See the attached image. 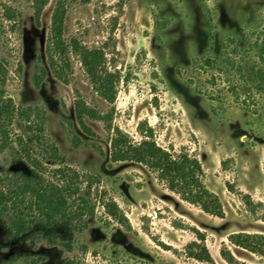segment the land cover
<instances>
[{
    "label": "rangeland",
    "instance_id": "1",
    "mask_svg": "<svg viewBox=\"0 0 264 264\" xmlns=\"http://www.w3.org/2000/svg\"><path fill=\"white\" fill-rule=\"evenodd\" d=\"M58 1L38 19L34 0H0V94L14 106L2 121L0 177L36 159L39 178L78 188L72 202L84 198L94 215L19 237L0 216V264H264L230 240L264 235V90L253 74L264 69V0H68L66 55L52 44ZM74 42L104 52L120 76L114 102L95 90ZM80 101L100 117L82 122ZM117 129L199 159L224 217L182 199L146 165L113 161ZM194 242L213 263L190 256Z\"/></svg>",
    "mask_w": 264,
    "mask_h": 264
},
{
    "label": "trees",
    "instance_id": "2",
    "mask_svg": "<svg viewBox=\"0 0 264 264\" xmlns=\"http://www.w3.org/2000/svg\"><path fill=\"white\" fill-rule=\"evenodd\" d=\"M67 1H58L52 16L51 28L52 44L64 55L68 50V44L63 38ZM48 2L49 0H34L38 19ZM73 45L95 90L106 101L114 102L120 76L105 68L104 52L97 48L80 46L77 42ZM206 63L210 65L211 61L207 60ZM253 74L258 87L264 90V69L261 67L253 69ZM13 113L14 106L4 101L0 94V138L3 145L7 142V130L2 121ZM77 114L82 122L85 115L100 117L97 111L88 107L83 101L77 104ZM36 138L40 140L39 136ZM111 148L113 161H135L146 165L182 199L199 206L208 214L224 217L219 196L204 183L203 168L199 159L185 153L175 156L152 140L151 135H146L142 141L135 144L119 129L111 138ZM31 164L28 171L21 168L9 178L0 177V216L5 221L10 237H19L31 231L33 235L44 236L45 231L52 228L56 221H62L65 225L76 228L84 221L85 215H94V207L84 198H81L78 204L72 202V197L79 191L78 188L74 189L67 182L59 187L49 180L39 178L40 165L36 159H33ZM64 174L65 171L62 169V176ZM106 208L113 217L121 218L120 209L115 202L107 203ZM262 219L264 221V213ZM200 239L203 240L204 236L202 235ZM50 240L53 241L51 238ZM230 240L237 246L264 256L263 234L238 233L230 236ZM195 246L200 247L199 252L192 251ZM222 253L230 262L234 261L230 254ZM189 254L201 262L213 263L208 249L197 242L190 244ZM66 264L72 263L68 261Z\"/></svg>",
    "mask_w": 264,
    "mask_h": 264
}]
</instances>
